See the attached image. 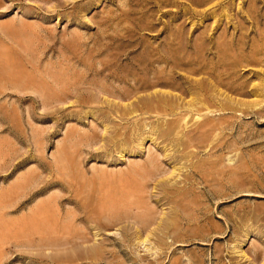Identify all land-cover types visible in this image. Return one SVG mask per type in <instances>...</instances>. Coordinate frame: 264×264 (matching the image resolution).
<instances>
[{"label":"rangeland","instance_id":"obj_1","mask_svg":"<svg viewBox=\"0 0 264 264\" xmlns=\"http://www.w3.org/2000/svg\"><path fill=\"white\" fill-rule=\"evenodd\" d=\"M175 39L216 87L178 139L106 106L136 99L107 63ZM206 217L209 241L174 229ZM175 260L264 264V0H0V264Z\"/></svg>","mask_w":264,"mask_h":264},{"label":"bare ground","instance_id":"obj_2","mask_svg":"<svg viewBox=\"0 0 264 264\" xmlns=\"http://www.w3.org/2000/svg\"><path fill=\"white\" fill-rule=\"evenodd\" d=\"M180 41L181 40L178 41V39H175L173 41L165 43L164 45H158V46H154L151 44L148 45V44H143V43H137V42L136 43H129L127 46L124 45L125 46L124 48L126 50V53H124L126 56L125 57L126 59H124V60H127L126 62H128L125 66L121 65V63L119 61H117L116 59H114V61H112V62L107 63V65L105 66V71L109 72V74H107L108 75L107 78H112L113 80H117V81H119L123 84H126L128 86V89H126L125 92L123 91L124 93L121 92V94H118V96H119L118 98H120L122 100L123 99L128 100V101L133 99V98L134 99L136 98L134 101L131 100L132 102H130L129 105H125V104L120 105V104H116L117 103L116 101H114L116 103H112V102H108V100H107L106 106L108 105L109 107H111V109L112 108L116 109L117 107L123 108V109H119V111L117 112L120 115L118 117L120 120H122L124 118H129L132 115H136V114H138V112L141 113V115H145L148 117H152L153 115L162 116L163 118L161 120H163V122H164L163 126L166 129L161 130L162 133L160 134V136H162V138L173 137L174 139H178L179 137L176 136V133L174 132V130H175L177 125H179L183 122V119L185 118L184 116L189 114L188 116L194 117L195 112H196L195 113L196 115H201L204 110H207L211 106V105H209L210 97H211L210 93H212L211 92L212 88L214 90V88H216V87L213 86L212 82H210V81L208 82V80L205 79V77H201L200 79L194 80L189 76V75L195 74V73L196 74L197 73H199V74L204 73L201 71H203L204 66H207L205 64L206 62L204 63L203 62L204 60H203L202 62L198 63L194 59H192L191 56H193V55L189 56L187 53V51L191 48L190 47L191 45H189L188 42L185 43V42H180ZM190 44H191V42H190ZM192 44L194 45L195 43H192ZM199 45H197V44L194 45V49H199L198 48ZM204 47L206 48V46H204ZM218 49H220V51H221V47ZM122 50H124V49H122ZM139 50L141 51V53L139 54V60H136L133 55L135 53H137V51H139ZM200 51H202V49ZM197 54L199 55V53H197ZM131 56L134 57V59L130 58ZM137 59H138V57H137ZM217 65H218V63H217ZM222 66H223V64L221 63L220 67H222ZM220 67H218V68L220 69ZM179 71H184L186 76H181L180 75L181 73ZM215 72H216V70L214 71V73ZM199 76H201V75H199ZM211 76H213V75H211ZM176 78H178V80ZM219 78H221V76ZM217 79H218V77H217ZM179 80L183 81L184 85H187L188 87L182 88L181 85H179V83H178ZM220 83H221V79H220ZM173 91H181L180 96L175 94ZM185 94H190V97H191V95H196V97H195L196 99H192L191 102H189V103L185 102V100L182 99ZM92 95H90V96L93 97ZM139 95H141V96H139ZM220 96H222V93ZM225 100L235 102L232 99H225ZM197 101H200L199 103L203 106L202 109L198 108L197 110H195L196 109L195 104ZM76 102L79 103L80 105L83 104V101L81 102L79 98H77ZM184 102L186 103L187 107L184 105H183L184 106L183 108H182V106L180 107L179 103L184 104ZM121 103H123V102H121ZM235 104L239 105L240 102L236 101ZM120 106H122V107H120ZM225 106L226 105L223 104L222 109H223V107L225 109ZM184 108H186L187 111H184L183 110ZM109 114H112L111 111ZM156 122L154 124H156ZM202 122L203 121H201V122L199 121L196 123V125L201 126ZM133 125H135V124H133ZM157 125H158V123H157ZM159 125H161V124H159ZM196 125H194V126H196ZM136 126H137V124H136ZM202 127H203V125H202ZM183 128H186V127L183 126ZM107 129H109V128H107ZM156 129H158V128H156ZM105 131H106V129H105ZM155 133H156L155 131L154 132L152 131L150 133V135H148L144 139L142 138L143 142L145 140H151L152 142L155 141V139H154ZM105 134H108V133H105ZM148 134H149V132H148ZM193 134H194L193 131L191 132L190 130L186 131L185 133H184V131L182 133H180V135H184V136H186V139L189 138L190 140H191V137ZM186 139L184 142L183 141L182 142H183V144L189 145V141L186 142ZM172 173H173L172 176H174L176 174V169H174V172H172ZM164 183H165V180H164ZM203 221H204V223L202 222L203 224H201L199 222V223H197V225H195V223H191L192 221L187 220L186 223L179 224L177 227H174V229L178 230V227L180 226L181 232H182V230H185L187 233L192 234L191 236H194L196 238H200L201 241H209L210 238L208 237V232H206L207 230L205 232L198 233L201 230V228L205 227L206 224H208V221L210 222V218L206 217V219H204ZM158 226H159L158 228H160V225H158ZM192 228H195V230ZM196 229H197V231H196ZM155 232H157V231H155ZM155 232H153V233L155 234ZM190 234L186 235V236H188V238H189ZM149 238H150V236H147L146 238H142V236H141V237H138V241L141 245L142 244L145 245L148 243ZM174 239H177L178 241H183L181 235H176V237ZM165 245H168V244L166 243V244H164V246ZM178 245H180V244H178ZM169 246H171V245H169ZM172 264H179V262L175 260Z\"/></svg>","mask_w":264,"mask_h":264}]
</instances>
